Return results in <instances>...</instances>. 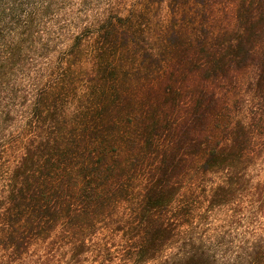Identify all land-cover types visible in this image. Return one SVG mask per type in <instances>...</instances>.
Returning <instances> with one entry per match:
<instances>
[{"label": "trees", "instance_id": "obj_1", "mask_svg": "<svg viewBox=\"0 0 264 264\" xmlns=\"http://www.w3.org/2000/svg\"><path fill=\"white\" fill-rule=\"evenodd\" d=\"M162 2L167 19L149 44L148 12ZM50 6L0 0V130L14 101L25 117L0 146V264H19L38 241L78 257L110 221L119 261L100 264H264L261 238L231 257L229 240L188 232L201 200L242 201V170L264 155V0H141L107 16L87 47L66 48L62 77L47 66L30 93L17 91L27 55L45 54L33 26ZM207 173L221 182L201 194L186 183ZM249 195L263 207L264 182Z\"/></svg>", "mask_w": 264, "mask_h": 264}, {"label": "rangeland", "instance_id": "obj_2", "mask_svg": "<svg viewBox=\"0 0 264 264\" xmlns=\"http://www.w3.org/2000/svg\"><path fill=\"white\" fill-rule=\"evenodd\" d=\"M50 3V9L44 16H37L33 26L35 39L38 46L44 44L45 54L38 56L36 53L27 55L26 67L23 71L18 70L16 76L12 78L16 90L31 92L33 76L40 74L45 67H57L59 76L62 77L60 60L66 56V48L70 45L80 44L87 47L94 40V34L100 24L107 16H125L135 12L140 8L141 0H46ZM46 6V3L39 6ZM168 9L165 2L153 5L148 12L152 19L149 26L150 33L146 42L152 44L157 31V23H162L167 19ZM154 30V31H153ZM154 33V35L152 34ZM241 90L232 93L231 101L236 109H245L247 97ZM30 98V96H29ZM69 103V104H68ZM62 104V101H61ZM67 110L74 109V104L63 100ZM12 112L8 121L4 124L5 129L0 130V146L6 140L16 134L19 126L24 123L23 112L17 106V101L12 104ZM8 158L2 159V163L7 164ZM2 174L0 172V185L2 184ZM243 189L245 194L242 201L233 202L231 205L207 208V202L198 205L194 213V221L188 232L194 236H201L212 240L223 237L232 242L230 254H234L244 249L248 242H253L255 238L264 241V206L261 207L254 199L250 198L253 185L264 182V155L255 158L247 168L242 170ZM222 174L207 173L204 176L191 177L186 179L187 184H194L197 192L201 194L203 188L209 189L211 186L221 182ZM123 212V207L118 208V214ZM111 221L99 224L92 238L87 241L84 252L78 257H73L68 250H57L47 253V241L33 243L29 251L22 256L19 264H100L103 258L113 259L118 262L117 250L121 232L110 230ZM242 249V250H243ZM176 252L175 247L165 250L166 256ZM220 259L217 264H228L233 259ZM146 264H154L152 262Z\"/></svg>", "mask_w": 264, "mask_h": 264}]
</instances>
